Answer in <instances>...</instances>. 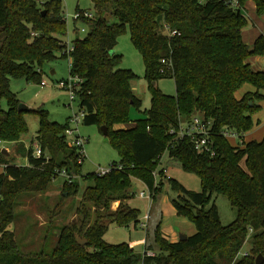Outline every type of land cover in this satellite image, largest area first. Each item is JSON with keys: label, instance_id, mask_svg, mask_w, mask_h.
<instances>
[{"label": "trees", "instance_id": "obj_1", "mask_svg": "<svg viewBox=\"0 0 264 264\" xmlns=\"http://www.w3.org/2000/svg\"><path fill=\"white\" fill-rule=\"evenodd\" d=\"M63 1L0 0V100L8 101L7 110L0 104V142L21 143L28 131L9 79L25 77L41 83L45 63L64 56ZM91 1L94 17L82 20L86 34L72 42L70 74L82 80L78 99L83 124L107 127L106 137L119 155L113 165L121 168L105 175H83L77 150L64 136L68 123L49 120L43 109L29 110L39 117L35 142L43 156L34 157L32 146L27 150L19 144L18 152L28 159L19 166L0 153V264H255L257 256L264 258V137L233 145L222 131L233 130L243 137L253 128L252 115L264 102V71L249 63L252 56H264V34L251 45L242 37L252 23L242 10L253 2L261 17L264 0H239L238 9L222 0ZM108 15L116 22L110 23ZM165 25L176 33H163ZM127 28L143 58L151 102L145 120L117 128L129 124L130 109L142 104L131 88L136 74L120 67L122 55L111 53ZM162 78L174 79L175 95L153 85ZM245 84L253 90L237 98ZM196 115L211 122L213 155L198 153L190 137L170 133ZM165 151L184 171L199 177L198 192L169 180L181 192L178 200H172L177 215L192 222L196 232L172 242L160 223L154 225L144 242V250L153 255L137 254L126 243L105 242L109 224L139 222V210L128 203L133 177L154 190L155 198L160 188L154 189L152 171ZM61 170L71 178L63 183L66 196L77 195L81 181L90 182L82 192L81 217L60 228L51 251L23 253L8 228L17 197L26 191H45ZM214 195H225L236 209L230 224L220 222L215 203L205 209ZM115 202L119 204L113 209ZM79 237L87 239L85 246L78 244ZM247 241L249 249L240 255Z\"/></svg>", "mask_w": 264, "mask_h": 264}, {"label": "rangeland", "instance_id": "obj_2", "mask_svg": "<svg viewBox=\"0 0 264 264\" xmlns=\"http://www.w3.org/2000/svg\"><path fill=\"white\" fill-rule=\"evenodd\" d=\"M63 6L67 24V35L64 40H66L65 43L68 42L69 45H72L75 37H83L86 34V31L82 32V29L86 28L84 23L74 19L77 6L82 10L92 12L93 3L91 0H64ZM242 12L244 15H247L248 12V15L251 14L254 18L256 16L251 9L250 12L246 9H243ZM263 17H259V19L261 18L260 20L264 22ZM107 18L110 23L116 22V19L112 15H108ZM163 30L162 32L165 33V30ZM257 31V24L252 25L251 23L245 29L243 38L248 42L250 41V37ZM114 52L122 55L120 67L131 69L136 74L137 77L134 81L137 82L138 93L140 94L141 92L139 88L141 84H145L146 87L144 94L142 93L144 96L141 107L139 109L135 107L130 109V122L123 126L125 128L133 126L136 121L146 119V110L149 109L151 102L150 91L144 79L145 67L143 58L131 41L129 28L118 37ZM69 66V56L65 55L61 57V55H57L54 61L45 63L43 67L41 80L47 83L46 86H41L38 82L27 81L25 77H13L9 79L10 91L17 95L20 104L27 106L29 109H43L47 112L49 120L60 124L68 123L73 114H80L82 110L79 106V99L76 98L74 101H71L69 92L58 86V82L67 80L70 77ZM157 85L162 92L168 95H175L176 93L173 78H162L157 82ZM251 88L249 84H245L237 91V98H240L244 92ZM0 104L3 109H8L7 98H1ZM261 105L262 107L258 111V114L264 117V102ZM258 114L252 115L254 126L249 131L251 136L246 141L254 139L261 140L264 136V127H262L264 120L261 121L260 127L256 125V117H258ZM24 119L28 131L22 136L21 143L0 142V148H6L9 152L8 155L5 154L8 156V159L19 166L26 165L25 156L18 152L19 144L28 147L32 144V141L36 143L35 138L39 129V117L36 113L24 111ZM79 133L86 139V159L82 164L83 175L95 173L98 168H109L111 165L119 162L118 152L109 143L108 138L97 125H84L83 122H80ZM230 142L233 145L240 143L239 139L233 138L230 139ZM34 147L35 145L33 149ZM160 159L157 169L152 171L155 178L154 189L160 188L155 198H153L154 190L151 191L153 195L151 201L147 198L140 197L142 191L149 193V188L141 180L133 177L131 186L133 195L128 200V203L131 207L139 210V222L136 226L134 224L128 226L109 224L103 236L105 242L109 244L126 243L132 247L135 253L143 254V241L146 238L147 230L152 229L156 223H160L161 228L165 232L173 231L179 234L187 233L190 227L195 228L193 223L185 217L174 215L175 213L172 214L174 210L172 200H178L179 191L171 187L169 180L170 178L175 179L185 186L187 190L198 192L201 190L199 177L194 173L184 171L176 160L169 157L167 151L161 155ZM161 168L165 170L164 174L160 173ZM2 170L3 166H0V172ZM154 172H156V175H154ZM65 179L67 178L57 175V177L52 179L45 191H26L18 195L14 207V220L8 228L14 232L18 248L21 252L35 253L42 250L51 251L56 244L60 228L72 222L79 221L81 217L80 203L82 192L90 182L87 180L81 181L80 192L75 196H66L62 193ZM159 179L163 180V185ZM213 203L217 207L220 222L223 225H228L234 221L237 215L236 209L231 206L225 195H214L213 200H210L206 204L205 209H209ZM147 215L150 218L145 229L140 226V223L145 220L144 218ZM249 246L250 242L247 241L241 249L240 255L246 253Z\"/></svg>", "mask_w": 264, "mask_h": 264}, {"label": "built area", "instance_id": "obj_3", "mask_svg": "<svg viewBox=\"0 0 264 264\" xmlns=\"http://www.w3.org/2000/svg\"><path fill=\"white\" fill-rule=\"evenodd\" d=\"M227 6L238 9L241 8L239 0H222ZM94 17L93 11H87V10H77L74 16L75 20L82 21L83 19H92ZM64 19L66 20V17L64 15ZM165 34L167 35H174L176 32L171 31L170 28L165 25L164 27ZM86 31V28L82 29V32ZM66 40H64V49L61 52L62 55H66L70 57V63H71V51L73 50V43L72 45H69V43H65ZM70 67V66H69ZM82 80L78 77H74L70 74V77L67 80H61L58 82V86L61 89H65L69 92V97L71 101H74L76 98H78V93L80 92ZM41 86H46L47 83L42 80L40 83ZM82 109V108H81ZM84 117V110L82 109L80 111V114H73L70 117V120L68 122V126L64 130V136L66 137L68 143H70L72 146H74L77 150L78 154V160L77 162L79 164L83 163L86 159V151H85V144L86 139H84L80 133H79V124L83 121ZM211 122L209 120L203 119L201 116L196 115L192 118L191 122L184 123L180 125L179 130L176 131L174 129L170 130L171 134H177L179 137H190L193 140L194 143V149L198 153H204V152H210L211 155H213V141L210 138L209 129H210ZM222 134L224 137L228 139H239L240 142L243 141V137H241L237 132L233 130H223ZM33 156L34 157H40L43 156L42 149L39 145H35L33 149ZM46 160L48 159V156H45ZM121 168L120 166H114L111 165L109 168H98L95 173L98 175H105L109 173L113 168ZM58 175L66 177L67 180L71 181L70 175L66 173L65 170H61ZM154 175H156V172H154ZM149 193H146L142 191L140 193V197L147 198L150 201L152 200V192L148 189ZM145 220L140 223V226L142 228H147V222L149 220V215L145 216ZM145 242V240H144ZM147 255H153L151 251H145L143 252ZM246 253L242 254L245 255Z\"/></svg>", "mask_w": 264, "mask_h": 264}, {"label": "crops", "instance_id": "obj_4", "mask_svg": "<svg viewBox=\"0 0 264 264\" xmlns=\"http://www.w3.org/2000/svg\"><path fill=\"white\" fill-rule=\"evenodd\" d=\"M245 9L248 11L249 10V12H250V9L251 10H253L254 11V13H255V5L253 4V2H248L247 3V5H246V7H245ZM255 15H256V13H255ZM251 21H252V25H256L257 24V26H258V31L254 34V35H252L251 37H250V41H246L244 38H243V40H244V42L246 43V44H248V45H251L253 42H254V40L259 36V35H261V34H264V22L263 21H261L260 19L264 16H261V18L259 19V17L256 15L255 16V18L253 17V16H251V14H249L248 15V12H247V15H246ZM258 17V18H257ZM264 18V17H263ZM246 29V28H245ZM245 29L243 30V32H242V37H244V32H245ZM249 63L251 64V66H252V68L254 69V70H258V71H264V56H252L250 59H249ZM258 64V65H257ZM52 73H54V71H52ZM131 88H132V91H133V93L136 95V97L137 98H139L141 101H142V98H143V96L144 95H142V93L144 94V92H145V90H146V87H145V84H141L140 85V94L138 93V85H137V82L136 81H131ZM251 90H253V88H251L250 90H247V91H251ZM262 104V103H261ZM261 107H262V105H261ZM255 114H258V112L257 113H255ZM260 114H258V117H256V125L258 126L259 125V127L261 126L260 124H261V121L262 120H264V117H261V116H259ZM253 119V118H252ZM123 126H117V128H122ZM131 127V126H130ZM262 127H264V123H263V126ZM248 133V134H247ZM247 133H245V137H244V135H243V140L245 141V142H247L246 140H248V138L251 136L250 134H249V132H247ZM264 137V136H263ZM263 137H262V139H263ZM261 139V140H262ZM254 140H258V139H254ZM250 141V140H249ZM258 141H260V140H258ZM34 145H36V143H34V144H31L30 146H32V148H33V146ZM30 146H24V148L25 149H27L28 150V148L30 147ZM25 159H26V164H27V161H28V159H27V156L25 157ZM161 160V159H160ZM160 171H162V174H164L165 173V170L164 169H162L161 168V170ZM161 174V175H162ZM159 181H161V183H162V185H163V180L162 179H159ZM161 185V186H162ZM185 187V186H184ZM181 194V192H179V195ZM118 202H115V203H113V205H112V208L113 209H116L117 207H118ZM175 213V214H174ZM172 214H174V215H177V213H176V210H175V208H174V210H173V212H172ZM150 218V217H149ZM157 224V223H156ZM155 224V225H156ZM154 226V225H153ZM195 229V228H194ZM193 229V227H190L189 229H188V232L187 233H175V232H173V231H171V232H168V231H166L165 232V230L164 229H162L161 228V231H162V233H163V235L164 236H166L170 241H172V242H176V241H178L179 240V236L181 235V234H184V235H186V236H190V235H192V234H194L195 232H196V229L194 230ZM143 243H144V241H143ZM145 248V247H144Z\"/></svg>", "mask_w": 264, "mask_h": 264}, {"label": "water", "instance_id": "obj_5", "mask_svg": "<svg viewBox=\"0 0 264 264\" xmlns=\"http://www.w3.org/2000/svg\"><path fill=\"white\" fill-rule=\"evenodd\" d=\"M253 49H254V48L251 47V48L249 49V51H253ZM111 53H114V51H112ZM153 85H154L155 87L158 86V85H157V82H154ZM29 110H31V109H29L27 106H25V105L19 103V105H18V111H20V112L23 111V112H24V111H29ZM101 130H102V132H103L105 135L107 134V127H106V126H102V127H101ZM0 153L7 154V155L9 154V152L7 151L6 148H0ZM186 238H187V236L184 235V234H181V235L179 236V240H185ZM77 242H78L79 245H81V246H85V245L87 244V239H85V238H78V239H77ZM263 262H264V258H263L262 255H259V256L256 257V259H255V264H263Z\"/></svg>", "mask_w": 264, "mask_h": 264}]
</instances>
